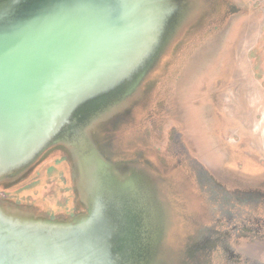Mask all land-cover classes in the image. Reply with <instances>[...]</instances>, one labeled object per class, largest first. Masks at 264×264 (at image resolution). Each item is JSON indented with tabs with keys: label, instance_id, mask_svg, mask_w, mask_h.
I'll return each mask as SVG.
<instances>
[{
	"label": "water",
	"instance_id": "obj_1",
	"mask_svg": "<svg viewBox=\"0 0 264 264\" xmlns=\"http://www.w3.org/2000/svg\"><path fill=\"white\" fill-rule=\"evenodd\" d=\"M263 21L0 0V264H264Z\"/></svg>",
	"mask_w": 264,
	"mask_h": 264
},
{
	"label": "rangeland",
	"instance_id": "obj_2",
	"mask_svg": "<svg viewBox=\"0 0 264 264\" xmlns=\"http://www.w3.org/2000/svg\"><path fill=\"white\" fill-rule=\"evenodd\" d=\"M247 62L264 82V21L256 37Z\"/></svg>",
	"mask_w": 264,
	"mask_h": 264
},
{
	"label": "flooded vegetation",
	"instance_id": "obj_3",
	"mask_svg": "<svg viewBox=\"0 0 264 264\" xmlns=\"http://www.w3.org/2000/svg\"><path fill=\"white\" fill-rule=\"evenodd\" d=\"M57 146H58V145H55V147H57ZM74 168H75V166H74ZM74 174H75V169H74ZM78 194H80V193H78ZM81 199H82V198H81ZM80 201H81V200H80ZM81 204H82V206H83L82 211L77 212V213H73L72 216H69V217L67 218V220H68V219H71V218H73V217H75V216H78V215H81V214L87 213L86 205L84 204L83 201H81Z\"/></svg>",
	"mask_w": 264,
	"mask_h": 264
}]
</instances>
